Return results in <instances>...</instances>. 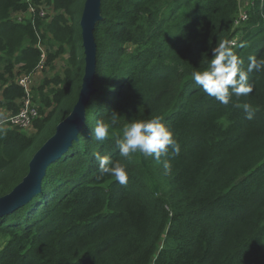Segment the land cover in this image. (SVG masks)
Here are the masks:
<instances>
[{
	"label": "trees",
	"instance_id": "trees-1",
	"mask_svg": "<svg viewBox=\"0 0 264 264\" xmlns=\"http://www.w3.org/2000/svg\"><path fill=\"white\" fill-rule=\"evenodd\" d=\"M84 1L0 0V110L21 108L16 79L34 73L38 41L43 71L63 61L60 73L30 85L31 132L0 120V196L76 101ZM243 2L247 19L235 24ZM100 13L77 140L48 165L39 193L0 215V264H264V70L249 74L251 94L227 106L190 76L221 41H235L244 70L249 57L264 58V0H101ZM235 103L258 110L249 120ZM112 111L120 115L112 138L94 140L91 127ZM156 115L181 146L162 157L167 174L162 162L115 147L130 120ZM97 152L126 168V185L99 174Z\"/></svg>",
	"mask_w": 264,
	"mask_h": 264
},
{
	"label": "clouds",
	"instance_id": "clouds-1",
	"mask_svg": "<svg viewBox=\"0 0 264 264\" xmlns=\"http://www.w3.org/2000/svg\"><path fill=\"white\" fill-rule=\"evenodd\" d=\"M242 59L226 41H221L211 49V58L207 61L202 71H192L190 76L195 85L209 97L214 98L221 105L227 106L232 97L248 96L253 88L248 83L249 74L253 71L264 70V58L249 57L247 69L241 68ZM243 109L246 118L251 120L258 110L249 103L234 104ZM120 115L112 111L108 121L98 120L92 128V138L98 142L111 139L110 128L118 124ZM115 147L119 155L131 158L133 154H140L145 159L152 158L163 165L165 174L171 171V165L167 159L169 153L179 155L181 146L174 138L170 128L159 115L150 119H132L115 134ZM98 161L99 174L110 175L121 185L128 182L126 168L119 162L112 163L107 155L95 153Z\"/></svg>",
	"mask_w": 264,
	"mask_h": 264
},
{
	"label": "water",
	"instance_id": "water-1",
	"mask_svg": "<svg viewBox=\"0 0 264 264\" xmlns=\"http://www.w3.org/2000/svg\"><path fill=\"white\" fill-rule=\"evenodd\" d=\"M101 0H85L78 21L83 53V73L76 101L69 113L56 124L54 133L34 152L26 175L8 193L0 196V215L12 211L40 192L48 165L67 151L85 119V104L93 89L96 64L95 24L101 20Z\"/></svg>",
	"mask_w": 264,
	"mask_h": 264
},
{
	"label": "built area",
	"instance_id": "built-area-1",
	"mask_svg": "<svg viewBox=\"0 0 264 264\" xmlns=\"http://www.w3.org/2000/svg\"><path fill=\"white\" fill-rule=\"evenodd\" d=\"M26 1H29V0H26ZM246 6H248L247 2H243L241 4L238 15L236 16V19L234 20L235 24H238L239 22L245 21L247 19ZM40 14L42 15L43 12H40ZM234 43L235 41L231 40L229 44L234 45ZM37 48L40 50V60H39L38 65L35 68L34 73H30L27 75L22 74V75H19L16 79L17 84L20 85L24 91V97L22 99L23 104L17 113L8 115L4 120L1 121V122L9 123L13 126H18L22 130L31 129L32 121L35 118H38V110H37V106H35L32 101V97L30 93V85L32 83L33 75L36 72H39L40 70H42L43 68L45 51L39 41L37 42Z\"/></svg>",
	"mask_w": 264,
	"mask_h": 264
},
{
	"label": "rangeland",
	"instance_id": "rangeland-1",
	"mask_svg": "<svg viewBox=\"0 0 264 264\" xmlns=\"http://www.w3.org/2000/svg\"><path fill=\"white\" fill-rule=\"evenodd\" d=\"M80 12H77V16H78V20H79V17H80ZM62 67H63V61L61 59H57L56 62H55V66H54V69L52 70H47L45 71L46 69L41 70L39 72H36L33 77H32V86H37V84H39L41 82V80L44 78V76H52L53 73H60L61 70H62ZM1 109V108H0ZM5 110H0V120H4L9 114L7 113H4ZM52 123V120L47 122L46 123V128L49 127ZM31 132L32 129H29L27 130V132ZM1 241V240H0Z\"/></svg>",
	"mask_w": 264,
	"mask_h": 264
},
{
	"label": "crops",
	"instance_id": "crops-1",
	"mask_svg": "<svg viewBox=\"0 0 264 264\" xmlns=\"http://www.w3.org/2000/svg\"><path fill=\"white\" fill-rule=\"evenodd\" d=\"M2 111V110H1ZM4 113H7L6 110L4 111ZM8 114V113H7Z\"/></svg>",
	"mask_w": 264,
	"mask_h": 264
}]
</instances>
